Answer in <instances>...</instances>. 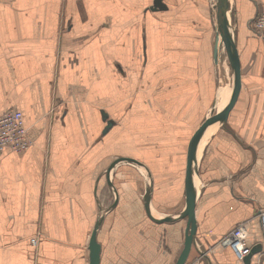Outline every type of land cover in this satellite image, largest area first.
<instances>
[{
	"label": "crops",
	"instance_id": "0c3cea01",
	"mask_svg": "<svg viewBox=\"0 0 264 264\" xmlns=\"http://www.w3.org/2000/svg\"><path fill=\"white\" fill-rule=\"evenodd\" d=\"M101 1L102 11L83 19L73 11L77 0H0V114L10 107L22 110L33 140L23 152L5 150L0 155V264H89L90 236L110 190L113 198L98 233L100 264H174L184 247L187 218L179 216L186 207V140L192 130L180 134L173 129L176 124L164 123L163 114L184 115L185 103L192 98L202 99L198 105L204 108L216 90V75L206 73L205 63L214 55L215 39L210 37V45L209 34H202L203 28L210 33V0H161L166 8L154 11L151 5L141 22L134 5L155 0ZM228 1L242 85L227 120L211 125L198 146L197 230L185 264H264L258 216L264 209V37L252 27L254 17L264 10V0ZM170 3L176 4L175 10ZM168 12L177 13L175 31L165 32ZM145 41L149 52L155 41L161 42L162 55L169 49L193 51L197 63L192 65L203 74L186 75L188 62L180 60L185 55H176L172 65L183 68L176 76L182 81L177 79L176 93L162 99L169 103L156 112L166 127L155 137L154 128L145 120L143 129L140 119L137 124L144 133L138 137L131 123L128 152L106 160L107 139L100 137L108 131L103 122L108 114L105 101L121 99L124 89L135 86ZM166 43L174 45L163 46ZM149 59L152 67V55L146 63ZM57 71L60 83L66 76L82 84V90L52 92V100H61L51 101L45 86ZM202 82L207 84L206 94L200 92ZM139 106L155 116L148 102ZM50 108L55 121L50 117L49 125H42L41 115ZM120 156L143 165L121 161L113 167L110 178L118 191L113 206L116 194L106 170ZM149 185L151 213L156 218L172 216L171 221L158 223L147 214ZM246 220L250 244L263 243L249 263L219 243ZM36 235L34 245L31 238Z\"/></svg>",
	"mask_w": 264,
	"mask_h": 264
},
{
	"label": "rangeland",
	"instance_id": "374dc122",
	"mask_svg": "<svg viewBox=\"0 0 264 264\" xmlns=\"http://www.w3.org/2000/svg\"><path fill=\"white\" fill-rule=\"evenodd\" d=\"M209 1V0H208ZM216 0H210L209 3H211V10H210V20H211V25L209 28L210 33L207 31V29L202 30V34H209V40L210 37L215 39L216 42V36L219 33L218 29V22H217V16H216ZM103 1L101 0H90L89 3H87V0H77L76 3L73 4V11H75L78 14H81L83 19H86L85 17L87 16L88 13H98L102 11L101 7L104 6ZM108 5V4H106ZM151 5H155L154 2H149V3H138L135 4L136 9L138 8L137 14L139 15V22L144 20V17L147 15L145 12H151ZM171 9L175 10L176 4L170 3ZM210 6V4H209ZM155 11V10H154ZM167 18H164L166 22H168L169 27L166 28L165 32L169 29H173L175 31L176 27V22L178 20H175L177 13H166ZM137 23V22H136ZM64 26V20L61 24V27ZM143 30H145V26H142ZM172 32V30H171ZM213 39V42H214ZM219 53L218 56L215 54V49H214V55L213 57L207 59L205 62L207 64L206 66V73L207 74H215L216 79H217V87L216 90H214L213 93H211L210 98L207 100V106L202 107L198 105L199 103H204L202 99H198V101L195 102V100L192 98L191 101L189 100V104H187L184 107V115L183 114H176V112L171 113V114H163L165 117L164 123H172L176 124L174 125L173 129H179V132L181 134L182 130L185 129L186 133L189 134V129L192 130L191 135L196 131V129L205 121L206 118L209 116L215 114L217 111H220V107L223 106V104L226 102L225 100L228 97V94L226 93L224 87L226 89L231 88L233 84V75L231 71V67L229 64L228 60V53L225 47V43L220 36L219 38ZM208 44H212L209 42ZM145 44L146 41L143 44L144 50L141 51V55L143 57L142 61V66H139V76L136 73L135 79L137 82H135V86L129 88V86L122 91L123 96L121 99H117L115 101H112L115 98H108L105 103V109L108 112L107 117H103V122L107 125L109 121L112 122V126L108 129V131L105 133V135H101L100 137L105 136L107 139V146L105 148V159L108 160L109 156L111 157L114 155V153L117 152H128L129 149V144L126 141V138L129 137L130 134V126L132 123V126L134 130L138 133V137H140L144 131L141 130V127L137 122L141 119L143 120V129L145 128V120H147L148 127L152 126L155 131V137L157 132L159 131L160 128H165L166 125L163 124V119L162 116L157 114L156 112H160V108H164L168 105L169 102L166 104L165 101H161L162 99L165 100L167 96H172L174 93V89L178 87V81L177 79L182 81V78L176 77L177 74H181L179 71L183 68L175 67L172 65L173 60L176 61L175 59L178 58L176 55L184 54L185 59H180L181 62H188L187 67H186V75H200L203 74L199 70L198 66H193L192 64L197 63L196 55H194L193 51H182L178 52L176 50H166L163 54V51L161 49H158L161 47V42H156L154 44V51L149 52L145 49ZM210 44V45H211ZM165 45H170L173 46V43H166ZM204 46V44H203ZM153 57L152 61V67L150 66V59L146 63L147 56ZM192 56V57H191ZM70 62H76L74 59H72ZM119 68V67H118ZM121 68H119L118 72L120 71ZM211 69V70H210ZM210 70V72H209ZM212 71V72H211ZM117 72V73H118ZM130 72L127 71H121V75L123 76H129ZM59 72L54 73L53 77L51 78V81L46 83L47 90L50 91L51 93V101H55L56 96L52 100V92L55 91H71V92H76L79 90H82V84H74L76 83L72 78L67 79V77H63L62 82L60 83L59 80ZM225 78L228 80L227 82H222V78ZM130 79L134 80V76L132 75ZM189 78L186 79V82H189ZM225 83V84H223ZM180 86L182 83L179 84ZM206 83L202 82L200 86V92L203 94H206L208 91V88H206ZM230 85V86H229ZM228 87V88H227ZM130 89V90H129ZM128 90V92H127ZM137 92V99L135 93ZM181 93V92H180ZM134 94V95H133ZM154 94V95H153ZM220 94V95H219ZM55 95V94H54ZM53 95V96H54ZM59 97V96H58ZM142 97V98H141ZM57 100H61V97L57 98ZM146 103L148 102L150 106L153 107V110L155 111V116L151 111L146 110L142 107L139 106V102ZM70 101V99L68 100ZM110 102V103H109ZM194 104V106H193ZM183 104L179 105V107H182ZM55 106V104H52V107ZM202 107V108H201ZM10 108H16V107H10ZM50 110V112H49ZM54 109L52 110L51 108L48 109L46 112H44L41 115V124L48 126L49 125V118L52 117L51 120L55 121L54 115H50L51 112H53ZM201 111V112H199ZM103 116V114H102ZM152 120V123H151ZM186 125L183 128V124ZM179 124V125H177ZM165 125V127H164ZM107 127V126H106ZM177 133V131H176ZM191 135L187 137L186 143L191 140ZM105 174V173H104ZM110 194L106 196L105 199V206L103 205L102 208L104 211L101 212V214H107V205L113 198V191H109ZM108 226L103 228L101 230V236L105 234V230Z\"/></svg>",
	"mask_w": 264,
	"mask_h": 264
},
{
	"label": "water",
	"instance_id": "95a60500",
	"mask_svg": "<svg viewBox=\"0 0 264 264\" xmlns=\"http://www.w3.org/2000/svg\"><path fill=\"white\" fill-rule=\"evenodd\" d=\"M216 16H217V22H218V29L219 33L225 43V47L228 53V60L231 67L232 75H233V86H232V93L229 97V99L226 101L225 106L222 108V110L217 111L215 114L209 116L205 119V121L196 129L194 134L191 137V140L189 142L188 146V152H187V163H186V174H185V191H186V207L185 209L180 213V218H187V226L185 230V242L184 247L179 254L177 260L174 264H185V262L188 259L190 250L192 248V245L195 243V233L197 230V223H196V215H195V206H196V187L194 183V175L198 174V165H197V150L199 143L207 131V129L216 123L224 122L227 120L230 111L234 107L240 91H241V62H240V56L237 48V41H236V34L235 29L232 24L230 15H229V1L228 0H216ZM158 8H166V5L161 0H155V5L152 7L153 10H157ZM220 35L218 34L216 36V42H215V54L218 56L219 53V38ZM105 118L107 117V114L104 113ZM112 126V122L109 121L106 127L107 131ZM121 161H129L133 162L139 165H143L139 160L132 158V157H126V156H120L113 160L107 170H106V178L109 186L114 188L116 198L113 203V206L116 205L118 202V191L113 183V181L110 178L111 170L115 165H117ZM151 185V182L149 183ZM150 185L146 190L145 194V208L147 211V214L149 217L154 220L155 222L161 223V222H168L173 219L172 216H166L163 218H156L153 216L150 210L149 200H150ZM112 207V206H111ZM104 215L101 214L100 217L97 219V222L95 223V226L92 230L90 240H89V264H100L101 262V243L98 239V233L101 229ZM262 246H254L252 248V251L249 255L246 256L244 259L247 263L250 261L251 254L257 253L261 250Z\"/></svg>",
	"mask_w": 264,
	"mask_h": 264
},
{
	"label": "built area",
	"instance_id": "2783aa9c",
	"mask_svg": "<svg viewBox=\"0 0 264 264\" xmlns=\"http://www.w3.org/2000/svg\"><path fill=\"white\" fill-rule=\"evenodd\" d=\"M252 27L259 37H264V10L254 17ZM27 132L28 127L22 110L19 108H9L0 114V155L5 150L14 152H23L27 150L33 143V140L28 136ZM258 216L261 222L264 243V209L259 211ZM249 236V221L246 220L238 223L225 233L219 239V243L232 248L236 257L244 261L253 248V245L250 244ZM38 240L39 236L36 235L31 238V243L36 245ZM263 243L260 242V245L262 246ZM262 249L263 246L259 252H261Z\"/></svg>",
	"mask_w": 264,
	"mask_h": 264
},
{
	"label": "bare ground",
	"instance_id": "6f19581e",
	"mask_svg": "<svg viewBox=\"0 0 264 264\" xmlns=\"http://www.w3.org/2000/svg\"><path fill=\"white\" fill-rule=\"evenodd\" d=\"M221 36V35H220ZM223 82H227V80L223 77ZM223 84H225V83H223ZM230 86V85H229ZM228 88V87H227ZM223 89H225V91H226V93L228 94V96L230 95V93H231V88H228V89H226L225 87L223 88ZM220 95V94H219ZM228 98V97H227ZM227 100V99H226ZM225 100V101H226ZM226 104V102L223 104V106H221L220 107V109L222 110V108L224 107V105ZM209 129H211V127H209Z\"/></svg>",
	"mask_w": 264,
	"mask_h": 264
}]
</instances>
